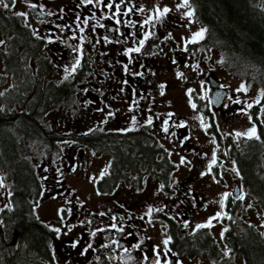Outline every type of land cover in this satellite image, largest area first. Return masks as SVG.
<instances>
[{
	"label": "flooded vegetation",
	"instance_id": "1",
	"mask_svg": "<svg viewBox=\"0 0 264 264\" xmlns=\"http://www.w3.org/2000/svg\"><path fill=\"white\" fill-rule=\"evenodd\" d=\"M33 2L44 4L56 15L37 17L35 12L28 9L22 2H18L14 9L0 8V13L31 12L30 36L32 42L30 55H35L37 48L40 47L37 55L44 62L37 65V59L30 57V81L39 80L38 76L44 81H73L72 98L76 107L74 111L76 121L69 113L68 117L64 118V114L55 123H60L59 126L64 129L65 135L68 128L76 127L80 130V137L76 140L73 139L76 142L75 146L82 148L78 150L80 156L76 158L77 164L85 162L83 160L86 155L84 149L91 153L88 154V158L91 156H109L107 165L99 170L96 177H99L100 172L111 162L108 174L91 187L90 193L96 195H98L97 192L104 193L102 195L107 199L103 202H91L90 204L95 205V207H91L74 197L73 192L64 185L63 180L60 183L57 182L60 181L57 175L59 172L55 170L57 168H49L51 173L48 176L45 175L47 172L43 171L40 177L42 182L40 190L36 199L35 195H31V199L36 204L39 198L57 197L55 199L59 205L56 206V211L59 208H73L72 216H68L67 212L63 215L67 217L68 224L75 225V227L68 239L61 240L62 246L50 247V244L54 245L55 242L53 241L57 239L52 240L45 256L39 257V264H68V262L71 264H147L142 258L144 256H148L150 259L154 258L153 248L157 246L163 248L162 241L166 234L172 237L169 247L176 253V255L168 257L172 261L178 260L181 264H188V261L199 258L204 264H235L230 258L241 256V254L232 248L231 243L234 233H240L244 225V222L242 223L237 217V210L241 209V201L232 202L229 198L226 202L225 211L234 217L232 220L224 219L221 221L222 225L219 232L224 227H228L229 231L225 234V240H221L220 245L215 241L210 228L199 229L193 233L197 224H203L209 218L205 217L202 223L198 222L193 226L190 221L198 216L201 211H211L212 206L209 203L211 197L215 202L213 207L217 213L221 210L219 200L223 193L237 194L240 189H243L245 197L249 194L252 195L251 187L246 183L239 160L244 164L242 159L248 158L249 154L252 156L253 149L257 150V148L264 147V127L260 121V113L264 106V95H262L264 92L262 91L258 95L260 100L257 102L258 96L253 99L246 98L240 93L229 91L225 84L220 82V78L216 76L217 61L213 59L217 50H212L204 41L205 38L197 44L188 45V52L181 51L184 38H190L191 34L185 33L188 25L184 19L175 14L168 4L170 3L169 0H133L137 7L142 6L146 9L145 13H135L130 17L123 18H131L136 21L137 27L135 29L121 27V31L124 33L135 32L137 37L142 38L143 30L139 28V23L146 16L154 15V9L163 10L165 7L170 9L165 18L157 24L155 35L146 42L145 48L142 50L146 54L137 55L132 65L134 71H140L141 63L147 66L146 74L143 77L126 76L123 71L122 65L127 62V58L122 55V51L124 48L132 46L131 41L128 44H104L103 42L95 44L98 37L105 34L111 36L112 33L106 32L105 28H97L94 33L91 25H89L85 27L83 35L89 37L92 42L83 43L80 68L73 77L64 80V68L72 63L76 55L68 45L80 43L73 35L74 33L80 35L75 28L77 12L81 13L83 17H87L92 11H95L98 16L101 13L106 16L111 15V11L104 8L103 5L98 9L77 8L78 0H33ZM60 9H64V13L61 14ZM189 9L193 13L191 22L201 23L194 15L190 3ZM61 15L63 16L62 19L59 18ZM186 19L189 22V19ZM41 20L44 23H41ZM100 22L107 25L108 28L118 27L114 20L103 19ZM57 25H68L69 27L60 31ZM33 28L38 31L40 36L51 37L55 42L47 43L46 40L36 38L32 35ZM169 34L171 39L167 43L161 44V40ZM63 41H67V44ZM155 45H161L167 55H151L155 51ZM192 51H195V56L190 55ZM173 58L176 59V64L171 62ZM220 63L229 74H233L227 70L223 58ZM191 64H198L200 71L197 72L188 66ZM47 67L51 68L50 72L40 75ZM59 71L62 72L63 79L56 80L55 76ZM177 71L183 73L184 78H177ZM153 72L155 75L151 74ZM51 73L52 76H50ZM238 77L244 79L241 76ZM125 79L129 81L127 86L121 83ZM160 84L165 85L163 95L160 94L158 87ZM132 86L136 88L137 97L140 95L146 97L140 100L139 111L135 113L128 111L133 100ZM121 88H124L123 92ZM84 89L89 91L85 92ZM188 89L193 90L191 97L188 94ZM205 91H207V97L201 100L200 97L205 95ZM217 92H219V98H217ZM228 96L239 97L245 103H233L229 107H225L224 105L228 103ZM88 101H92V103L89 104ZM249 102L253 103V107L245 111ZM192 103L197 105L196 109L192 108ZM105 105L109 107H105ZM179 107L184 109L182 113L178 112ZM100 108H103L104 111H97ZM149 109H151L150 112ZM109 111L114 112V116L109 118L106 123H101ZM65 113L68 115V112ZM169 113L173 114V122L184 121L186 124L182 129H170V131L177 132L176 137L166 136L161 130L162 122L168 118ZM134 114L141 125L149 115H152L154 118L153 125L151 127H137L132 131H117L131 127V116ZM249 115L252 117L251 120ZM157 116L159 119H156ZM197 117H203L204 122L209 126L206 129L201 127V122ZM253 124L257 128V135L260 139H249L243 135L239 138L235 136L236 132L245 133ZM90 128L102 129L89 134V136L94 135L93 141L95 139L97 142L99 137L104 136V139L112 142L113 145L101 150L96 149L95 146H90L82 138L84 136L82 133ZM185 136L189 139L187 142L181 143ZM213 138H215L216 143H212ZM62 141H66V137L61 133L59 147L63 145ZM126 143L132 146H127ZM114 144L122 145L119 146V150H116L117 145ZM139 145H142L143 149ZM129 149L133 150V153L129 155L130 159L127 158ZM214 149L217 154V164L209 172L207 166L211 161ZM146 150L148 154H146ZM61 152L62 150L60 154ZM181 157H184L189 163L179 165ZM117 162L121 165L117 166ZM194 162L197 164L192 167ZM227 162L230 164L229 166ZM179 166L186 168L183 171L185 175L182 179H178V175L182 172V170H178ZM234 166L239 175L232 171ZM226 172L231 173V178L234 180L236 178L237 181L228 185L229 178L223 177ZM258 172V175L264 177L262 168L254 171V173ZM201 173H205V175L201 176ZM173 181H175L174 184ZM211 183L222 184L226 188L222 190V193L217 189L214 196L206 195L210 193L208 188L212 186ZM161 184L165 185L163 190L160 189ZM213 186L218 188L216 185ZM42 192L44 195H39ZM66 194H70L71 204L64 203ZM76 199L81 202L83 207L76 203ZM255 199L257 205L262 209L263 204L257 198ZM148 206L163 209V211L152 214L153 223L151 224L148 223L147 218L141 219ZM77 212L78 214H76ZM99 212H106L109 215L101 217L97 215ZM1 213L2 211H0V215ZM110 215L123 217L125 231L132 233V235L121 237L115 231H105L98 233L95 238L91 237L90 232L92 230L97 227H106L113 222L109 219ZM129 217L131 218L129 219ZM86 218L94 219L96 223L91 225L81 223ZM184 222H187V228L183 226ZM229 234L230 237L228 238ZM140 237L144 238L142 250H134L131 253L134 258L132 261L126 259L121 247L117 246L115 252L100 248V245L109 238H116L120 245L131 247L135 243H140ZM77 238L80 239V246L73 249L69 246V242ZM89 242L94 244L96 250H89L85 256H80V250ZM225 244L231 249L228 256L223 255ZM97 256L101 258L100 261L95 259Z\"/></svg>",
	"mask_w": 264,
	"mask_h": 264
},
{
	"label": "trees",
	"instance_id": "2",
	"mask_svg": "<svg viewBox=\"0 0 264 264\" xmlns=\"http://www.w3.org/2000/svg\"><path fill=\"white\" fill-rule=\"evenodd\" d=\"M189 3L207 30L204 41L220 52L227 70L259 85L264 92V0H189ZM0 37L5 41L4 48L0 47V87L9 82L0 91L3 93L0 95V172L6 173L10 191V208L4 207L0 215V264H39V257L45 256L54 234L34 214L31 195L36 199L42 184L36 164L44 160L51 162L61 151V133L42 124V120L50 112L66 111L68 115L64 112L59 119L70 113L76 121L74 86L73 81H44L39 76V80L30 81V57L37 59V65L44 61L37 55L40 47L35 55H30V28L19 17L0 13ZM50 70L47 67L40 75ZM75 129L66 131L70 136L66 140L80 137ZM82 138L98 150L113 145L104 136L97 142L93 141L94 135ZM114 145L119 150L122 144ZM139 147L143 149L142 145ZM263 151L264 147L253 149L252 156L242 159L244 164L239 160L252 195L263 204L262 210L264 177L254 171L263 169ZM132 153L129 149L127 158ZM245 224L240 233H234L232 248L241 254L244 264H264V235Z\"/></svg>",
	"mask_w": 264,
	"mask_h": 264
},
{
	"label": "snow or ice",
	"instance_id": "3",
	"mask_svg": "<svg viewBox=\"0 0 264 264\" xmlns=\"http://www.w3.org/2000/svg\"><path fill=\"white\" fill-rule=\"evenodd\" d=\"M18 2H22L26 5V7L28 9H30L32 12H35L37 17H48V16H53L56 15V13L52 12L50 9L46 8V6L42 3H35L33 2V0H0V8L3 9H14L16 4ZM101 5H103L104 8L108 9L111 11V15H104L103 13H101L99 16L96 14L95 11H92L90 16L87 17H83L81 15V13L77 12L75 20V28L78 30V32L80 33V35H77L76 33H74V37L77 38L80 43L76 44V45H68L70 48H72L73 52L76 53V55L73 58L72 63L64 68V80H68L71 77L74 76V74L77 72V70L80 68L81 66V59L83 56V48L82 45L84 42H89L91 43L92 41L89 39V37L83 35L84 31H85V27L91 25L92 31L95 33L97 28H105L106 32H111L112 35L109 36L107 34H105L102 37H98L95 41V44H100L101 42H103L104 44H128L129 41L132 42V46L131 47H126L123 49L122 51V55L125 56L127 58V62L123 63L122 67H123V71L125 73L126 76H133V77H143L146 72V65H144L143 63L140 64V71H134L132 68V65L136 59L137 55H145L146 53H144L142 50L145 48L146 42L155 35V30L157 27V24L159 22H161L165 16L169 13L170 9L165 7L163 8V10H159V9H154V15H148L146 16L142 22L139 23V28L143 30L142 32V38L137 37L135 35V32H128V33H124L121 31V27H127V28H131V29H135L137 27V22L132 20L131 18L129 19H123L124 17H130L132 14L135 13H140L143 14L145 13L146 9L142 6L137 7L134 3L133 0H78V3L76 5L77 8H82V7H89L90 9H98L101 7ZM189 6V0H183L182 3H180L178 5V9H184L186 7ZM64 9H60V13H64ZM15 16L17 17H21L23 18L24 22H25V26L26 27H32L29 23H28V18L31 15V12L29 11H15L13 13ZM182 16H184L185 18L189 19V22H191V17L193 16V13L191 11H186L181 13ZM59 18H63V16L61 15ZM103 19H109V20H114L115 24L118 27L115 28H108L107 25L101 23L100 21ZM92 21H95V23H92ZM41 23H44L43 20H41ZM65 27H69L68 25H57V28L60 31H63V29ZM150 28V30H148ZM207 30L204 28H201L199 31L193 33L191 35L190 38H184L183 40V47L180 48L181 51H185L188 52L189 48L188 45H193V44H197L199 41H202L205 37V32ZM32 35L35 36L38 39H42V40H46L47 43H54L55 41H53L51 39V37H47V36H40L38 31L33 28L32 29ZM57 39H59V37H57ZM171 39V35L169 34V36L164 37L161 40V44L167 43V41ZM65 44H67V41H63ZM5 44L4 40H0V45ZM95 46V45H94ZM151 55H167L164 51V48L161 45H155V51L153 53H151ZM191 56H195V51H192L190 53ZM173 64H176L177 61L175 58L172 59L171 61ZM190 67H192L195 71L199 72V66L198 64H191L188 65ZM151 71V70H148ZM152 75H155V73H151ZM177 78H184L183 73L177 71L176 73ZM121 83L123 85H128L129 81L127 79L122 80ZM160 89V94L163 95L164 94V89H165V85L164 84H160L159 86ZM221 87H224L223 85H221ZM83 91L87 92L89 91L88 89H84ZM99 91V90H98ZM121 91H124V88H121ZM188 94L191 97V93H192V89H188ZM242 91H247V87L245 84H241L239 86V88L237 89V92H242ZM217 94V98H219V92L216 93ZM0 95H3V93H0ZM101 95H103V93L101 92ZM264 95V94H262ZM132 96H133V100L129 105L128 111L135 113L137 111H139V103L140 100L145 99L146 97L143 95H140L139 97H137V93H136V88L135 86H132ZM207 97V91H205V95L201 96L200 99H206ZM260 97H257V102H259ZM227 101L228 103H226L224 106L225 107H229L230 104H244L245 102L242 101L239 97H232V96H228L227 97ZM89 104L92 103V101H88ZM105 107H109L108 105H105ZM253 107V103L249 102L247 103V107L245 109V111H247V109H250ZM192 108L196 109L197 105L195 103H192ZM97 111H104L103 108L97 109ZM149 112L151 111V109L148 110ZM172 113L168 114V118L164 119L162 122V127L161 130L166 134V136H170V137H176L177 136V132L176 131H170V129L172 128H176V129H182L186 126L184 121H180L178 123L173 122L172 121ZM114 116V112L109 111L106 116L104 121H102L101 123H106L107 120L111 117ZM156 119H159V116L156 117ZM197 119L200 120L201 122V127L203 128H207L209 125L206 124L204 122L203 117H197ZM249 119L251 120L252 117L249 115ZM154 122V118L152 115H149L147 117V119L144 121L143 125L140 124V122L137 119V116L134 114L131 116V127L126 128V129H118L117 131H121V132H126V131H132L134 129H136L137 127H151L153 125ZM102 129L100 128H90L88 129L86 132L82 133L83 135L87 136L95 131H101ZM246 136L249 139L255 138V139H260V137L257 135V128L255 126V124H253V126L251 128H249L245 133H241V132H236L235 136L237 138L241 137V136ZM189 139V137L185 136L182 140L181 143H185L187 142V140ZM61 143H67V144H73L75 143V141H62ZM212 143H216L215 138H213ZM161 147H163V145H161ZM165 151H167V149H165ZM169 155H171V153H169ZM189 163L188 161H186V159L184 157H181L180 159V164L184 165ZM217 164V154H216V150L214 149L212 152V156H211V161L208 164V171L211 172V170L213 169V166ZM109 167H111V162H109V165L106 166L101 172H100V176L97 178H91L93 183H96L98 180L103 179L104 176H106L108 174V169ZM49 169H44V171H48ZM57 172L60 171L59 167L57 166ZM76 166L73 165L71 167V171L75 172ZM233 172H236L237 175H239V172L237 171V169L235 168V166L232 169ZM61 175H63L61 173ZM205 175V173H201V176ZM42 179H44V177H42ZM58 183H60L61 181H57ZM175 183V181H173V184ZM5 185L3 184L2 178H0V188H4ZM165 187L164 184L160 185V189L163 190ZM139 191V189H138ZM98 195H102L104 193H100L97 192ZM10 195V193H9ZM39 195L43 196L44 193H40ZM69 195L70 194H66L64 197V203L65 204H71L72 203V199H69ZM54 199L57 197H53ZM229 198H231L232 202H236V201H243L245 199V194H244V190L240 189L239 192L237 194H233L230 192H225L221 195V198L219 200V205H220V211H218L214 216L209 217V219L207 220V222L203 223V224H197L196 228L193 230V233H195V231L199 230V229H203V228H211L213 227V221H217L220 222L224 219H228V220H232L233 218L228 214L227 211H225V208L227 207V201L229 200ZM76 203L77 204H81V202L76 199ZM39 204L38 202L36 204H34V207H38ZM253 205L252 204H248L247 207L251 208ZM5 207L10 208V205H5ZM81 207L82 204H81ZM0 211H3L2 208H0ZM159 211H163L162 208H153L152 206H148L147 211L144 213V216L141 217V219H145L147 218L148 223L151 224L153 223L152 220V214L154 212H159ZM65 212H67L68 216H72L73 215V208H59L57 210V214L60 218V221L62 223H64L65 227L67 228V231H62V229L60 227H51L50 231L54 232L56 234V239L59 240L61 239L62 236H66L68 234H70L73 231V228L75 227V225H70L67 223V217L65 215H63ZM78 214V212L76 213ZM97 215L103 217L106 215H109L106 212H99L97 213ZM131 217H129L130 219ZM173 219H175V217H172ZM109 219L111 221H113L110 225L106 226V227H97L94 230H92L90 232V236L95 238L98 233L101 232H105V231H115L116 233L120 234L121 237L123 236H130L132 235V233H128L125 231V225H124V218L123 217H119L117 215H110ZM81 223H85V224H94L96 223V221L94 219H89L86 218L84 221H81ZM183 226L185 228L188 227L187 222H184ZM262 227H264V225H261ZM229 231L228 227H224L221 232H220V239L223 241L225 240V234ZM261 235H264V233H261ZM143 237H140V243H135L133 244L131 247H124L123 245H120V242L118 239L116 238H109L106 242L102 243L100 245V248L103 249H110L111 252H115V248L121 247L123 248V253L124 256L126 257V259L128 261H132L134 258L131 255V253L134 250H142V242H143ZM172 241V237L168 236L167 234L165 235V239H163L162 241V245L163 248L161 249L159 246L153 248V257L154 258H149L148 256H144L142 259L144 261L147 262V264H181L180 261H172L170 260L168 257L169 256H174L176 255V253H174L172 251V249L169 247L170 243ZM69 246L73 249H76L80 246V239H74L72 241L69 242ZM50 247H55L54 245L50 244ZM89 250L95 251L96 248L94 247V244L92 242H89L83 249L80 250L79 255L80 256H85L87 254V252ZM231 253V249L228 248L227 244H225V249L223 250V255L224 256H228ZM111 255V253H110ZM97 261H100V257L97 256L95 258ZM68 264H71V262H68Z\"/></svg>",
	"mask_w": 264,
	"mask_h": 264
},
{
	"label": "rangeland",
	"instance_id": "4",
	"mask_svg": "<svg viewBox=\"0 0 264 264\" xmlns=\"http://www.w3.org/2000/svg\"><path fill=\"white\" fill-rule=\"evenodd\" d=\"M170 3H168L172 10L175 12V14L179 15L180 18L184 19L185 22L187 23V28L185 29V33L188 34H193L197 31H199L201 28H203L202 23H197L196 21L194 22H187V19L181 15V13L189 11V6L184 8V9H178V5L180 3L183 2V0H169ZM13 14V13H11ZM20 20L22 21V23L25 25V22L23 20V18L19 17ZM28 23L30 24V16L28 18ZM30 28V27H29ZM0 40H3L0 37ZM0 47L4 48V44L0 45ZM215 61H217L216 65H217V70H215L216 72V76L218 78H220V82L224 83L226 88L229 91H235L237 94H242L244 97L246 98H254L257 97L258 95L261 94L262 89L260 88L259 85L255 84V83H247V80L245 79H241L236 75L233 74H229L222 66L220 63V60L222 61V57L219 51H217L214 59ZM29 66V65H28ZM30 68H31V64H30ZM62 72H57L55 79L56 80H60L63 79V76L61 74ZM52 76V73L51 75ZM246 82H245V81ZM59 82V81H58ZM7 82L6 84H4L3 86L0 87V91L1 89H5L8 86ZM245 84L247 87V91H242V92H237V89L239 88V86L241 84ZM1 106V104H0ZM183 108L179 107L178 108V112L182 113L183 112ZM64 112L66 111H62L57 112V111H53L48 113L47 115L44 116V120H42V123H44L45 125H47L48 127H50L51 129H55V130H59L60 133H62L65 137L69 138L70 136L65 135L64 133V129L60 128V123L57 124L55 123V121L59 120V116L64 114ZM62 118V116L60 117V119ZM260 121L264 127V106L263 109L261 110L260 113ZM240 127V126H239ZM74 128H68L66 131L71 130V129H75ZM245 128V127H244ZM242 128V129H244ZM80 132L79 129H76ZM73 135V134H72ZM70 139H67L66 141H69ZM74 141V140H71ZM76 143V142H75ZM75 143L73 144H67V143H62L63 145H61V154L57 155L56 157H54L55 160L51 159V162H49L48 160H44L42 162H39L38 164H36V168L38 170V175L41 177V174L43 173L44 169H55L57 168V166H60L59 169L61 171H59L58 175V179L60 181H64V185L68 186L71 191L73 192L74 197L78 198L80 201H84L87 205L91 206V207H95V205L90 204L91 202H98V201H106V197L104 195H96V194H92L90 193L92 191V186L94 185V183L92 182L91 178H97L96 176L99 174V170L101 168H103L105 165H107L108 161H109V156L107 155H102V156H91V158H88V154H91L87 149H84L86 151V155L85 157H83V160H85V162H80L77 164L76 162V158H78L80 156L78 150L82 149L79 146H75ZM37 152L39 153V150L37 149ZM81 153V151H80ZM67 154H69L72 157H69ZM46 156V155H45ZM46 158H48L46 156ZM261 159H262V166H263V170H264V151L261 154ZM197 163L194 162L193 166L194 167ZM75 165L76 166V171L73 172L71 171V167ZM180 165V162H179ZM227 165L229 166L230 164L227 162ZM186 168L183 166H179L178 170H182V172L178 175V179H182V177L185 175V173L183 172ZM56 170V169H55ZM53 172V171H52ZM49 173H51L49 170L47 171V174H45L46 176L49 175ZM61 173L63 175H61ZM87 175V176H86ZM55 176V174H54ZM232 174L231 173H224L223 177L229 178V184L231 185L233 183H235L237 181V179L235 178V180L233 178H231ZM0 178H2L3 184L5 185L4 188H0V208H4L5 205H8L9 202V179L8 177H6V173L0 172ZM212 186H210L208 188V191L210 193L206 194V195H213L214 193L218 190L221 191L225 189L226 187L222 184H212ZM213 185L218 186L215 187ZM32 198V196H31ZM59 202L54 199V198H39L38 207H34V214L36 215V219H38L41 223H43L44 225H46L49 230L51 227H60L62 229V231H67V228L65 227L64 223H62L60 221L59 216L57 215V211H56V206H58ZM210 205L212 206L211 211L210 212H203L201 211V213L196 216L195 218H193L190 221V224H192V226L195 223L198 222H203L204 218L207 217H212L216 214V209L213 207V204L215 203L214 200L212 199V197L210 198ZM248 204H252L253 206L251 208H248L247 205ZM238 215L237 217L239 218V220L242 221V223H246L247 225L252 226L257 232L259 233H264V227H262L261 225H264V210H262L256 203V199L255 197H253L252 195H248L247 197H245V199L243 201H241V209L239 208L238 210ZM234 216H232L233 218ZM68 223V222H67ZM213 227L210 228L211 234L213 235L215 241L220 245L221 244V239H220V229H221V221L217 222V221H213ZM219 229V230H218ZM72 233V232H71ZM71 233L66 235V236H62L61 239L53 241L55 242L54 246H62L63 243L61 240H65L68 239L71 236ZM54 234V239H56V234ZM230 259H232L234 261L235 264H244L243 258L238 255V256H234L231 257ZM188 264H204V262H202V260H200L199 258H195L194 260H190L187 262Z\"/></svg>",
	"mask_w": 264,
	"mask_h": 264
}]
</instances>
